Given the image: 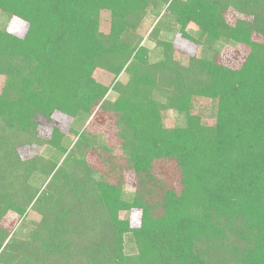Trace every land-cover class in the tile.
<instances>
[{
    "label": "trees",
    "instance_id": "1",
    "mask_svg": "<svg viewBox=\"0 0 264 264\" xmlns=\"http://www.w3.org/2000/svg\"><path fill=\"white\" fill-rule=\"evenodd\" d=\"M0 13L23 24L0 26V264H264V0H0ZM152 16L194 51L158 38ZM221 42L248 48L238 69ZM98 113L109 126L94 134Z\"/></svg>",
    "mask_w": 264,
    "mask_h": 264
},
{
    "label": "rangeland",
    "instance_id": "2",
    "mask_svg": "<svg viewBox=\"0 0 264 264\" xmlns=\"http://www.w3.org/2000/svg\"><path fill=\"white\" fill-rule=\"evenodd\" d=\"M159 21L160 19L154 18L153 16L149 17L146 19V26L154 27L158 23H161L163 28L162 30H160V33H158L157 36L158 38L168 39L172 41L175 49H177L181 53H185V55H188L192 51H194V46L189 45L181 40L180 34L172 28L173 27L172 23L169 20H164L160 22ZM0 26H4L7 29V31L17 35L23 30V24L18 18L6 19L1 15V13H0ZM189 30L192 31L193 33L197 31V29L194 27L190 28ZM144 35L146 38L143 41V45L149 48L152 61L159 60L160 51L158 50L155 41L151 40L148 37V32H145ZM217 50L220 53L219 55L220 62L232 69H238L242 65L246 55L249 52L248 48L232 42L218 43ZM98 79L107 84L110 83L111 81V78H109L108 76H104L103 74ZM115 97L116 94L113 91H111L107 99L112 100ZM65 124H66L65 126L70 127L71 121L70 120L66 121ZM108 126H109V121L107 122L106 117L98 113L93 117L92 120L90 119L89 122H87V126L85 128H87L88 131L96 134L98 133V131L100 132L103 129V127H108ZM74 128L80 129L79 125L74 126ZM41 130H42V134H44L46 138H49L51 136L50 129L45 127V128H41ZM70 141H72V139H69V142ZM39 152L47 155L51 153L49 149L43 151L39 150ZM34 154H35L34 150L33 151L27 150L24 153V155L26 156L27 155L32 156ZM60 165L62 166L65 165L63 160L61 161ZM43 178L44 177H40V176L39 178H37V183L39 184V186L42 184ZM135 189H136V182L134 179V175L132 173H126V183L124 188L125 196L128 197L131 194H133ZM123 217L129 219L132 227H139L141 222V212L139 210H133L130 213H125L123 214ZM35 219L36 218L34 217V215L29 214V216H27L26 219L24 220L25 226L16 227L15 231L20 230V228L25 229L26 226H31V222H34ZM7 224L11 227L14 224V220L11 217L7 218ZM18 235H21L19 231H18ZM125 251L127 254L136 253V244L134 242V238L132 234H127L125 236Z\"/></svg>",
    "mask_w": 264,
    "mask_h": 264
}]
</instances>
